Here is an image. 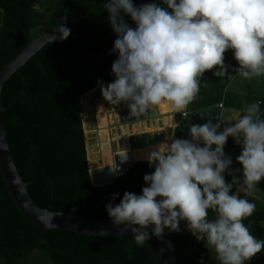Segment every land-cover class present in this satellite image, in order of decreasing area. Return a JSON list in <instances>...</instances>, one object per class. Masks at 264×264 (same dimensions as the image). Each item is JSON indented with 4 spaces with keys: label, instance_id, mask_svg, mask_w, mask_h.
Wrapping results in <instances>:
<instances>
[{
    "label": "trees",
    "instance_id": "16d2710c",
    "mask_svg": "<svg viewBox=\"0 0 264 264\" xmlns=\"http://www.w3.org/2000/svg\"><path fill=\"white\" fill-rule=\"evenodd\" d=\"M107 2L0 0V69L26 44L18 9L29 33L37 28L60 36L58 29L64 23L71 29L65 41L77 56H84L114 46L118 37L104 8ZM148 3L152 0H133L135 7ZM158 6L172 11L164 1ZM120 14L130 27H137L129 14L123 10ZM118 56L119 53L107 55L87 65L74 66L65 61L55 46L45 44L5 80L1 102L7 141L17 170L37 206L110 218L108 203L115 206L125 192L141 195L143 187L149 186L144 176L153 173L155 166H150L148 159L136 160L110 184L95 186L89 177L80 97L101 83L108 85L116 79L112 65ZM215 71L216 68L206 71L201 78L200 94L195 101L198 108H208L222 99L225 81L219 80ZM254 102L260 103V116L264 119V97H248L245 104ZM234 140L229 136L224 147L226 157L232 160L224 178L227 183L237 181L230 194H237L243 182V166L237 159L243 146H235ZM260 185L259 182L255 188ZM262 187L259 195L251 192L239 195L256 204V211L244 223L255 237L264 240ZM116 193L119 196L113 199ZM208 211V219L215 220L216 214ZM169 238L176 264H220L214 250L207 243L202 246L206 240L195 236L193 242L185 232L171 233ZM0 264H155V261L148 246H138L134 237L81 235L53 228L42 233L41 228L19 213L0 174ZM245 264H264V250Z\"/></svg>",
    "mask_w": 264,
    "mask_h": 264
},
{
    "label": "clouds",
    "instance_id": "9594fccd",
    "mask_svg": "<svg viewBox=\"0 0 264 264\" xmlns=\"http://www.w3.org/2000/svg\"><path fill=\"white\" fill-rule=\"evenodd\" d=\"M164 3L171 12L155 3L140 7L133 0L105 3L118 34L113 51L119 53L112 65L116 79L107 86L101 83L102 95L110 104L125 102L130 115L140 117L166 101L185 115L206 71L219 66L214 75L233 78L225 65L229 49L239 64L236 75L248 80L264 75V0ZM121 10L131 16L136 28L125 23ZM58 33L66 40L71 29L62 23ZM242 113L234 112L223 131H218L220 122L194 124L190 140L173 139L152 151L147 159L155 171L144 176L149 186L143 187L141 195L125 192L119 204L106 205L113 223L130 227L135 243L142 247L150 239L149 226L155 225L152 234L160 237L165 228L180 231L184 220L198 240L207 241L220 264H245L264 250V240L244 223L256 204L239 195L250 193L264 178V119L259 102L247 104ZM229 136L243 146L237 157L243 166L237 194H230L237 181L227 183L223 175L232 164L224 152ZM209 209L215 220L208 219Z\"/></svg>",
    "mask_w": 264,
    "mask_h": 264
},
{
    "label": "water",
    "instance_id": "95a60500",
    "mask_svg": "<svg viewBox=\"0 0 264 264\" xmlns=\"http://www.w3.org/2000/svg\"><path fill=\"white\" fill-rule=\"evenodd\" d=\"M162 1L164 0H152V3L159 5ZM18 21L25 31L26 44L12 60L0 69V174L8 194L22 217L29 223L41 228L42 233L47 229L53 228L81 235L134 237L130 227L124 225L117 226L113 223L111 218H92L76 214L72 211H52L48 208H41L33 202L28 193L26 183L18 172L10 151L4 127V108L1 102V91L5 80L45 44H52L55 46L65 61L74 66L87 65L104 56L118 54V51H113L114 46H107L87 55L77 56L68 43L65 40H61L59 38L60 36L56 33L40 32L35 37H31L28 29L22 23L20 9H18ZM219 113V106H210L200 111L191 112L187 119L181 120L178 124L173 126L172 138L190 140V128L192 125H202L209 120L214 124L218 123ZM113 114L114 123L118 124L124 122L137 123L138 120L149 116V112L140 117L132 116L130 115L129 107L116 111ZM136 160L132 149L115 152L113 154L112 165L106 164L89 169V177L92 185L100 186L113 183L115 179L119 175H122ZM159 199H162V197H157V200ZM186 224V221L181 220V230L178 232L187 233L191 240L195 242V236L186 227ZM154 227L155 225H151L147 229L150 233V239H148L145 244L150 249L155 264H176V255L169 238V235L176 231H170L168 228H165L162 236L157 237L152 234ZM206 243L207 241H205L202 246H205Z\"/></svg>",
    "mask_w": 264,
    "mask_h": 264
},
{
    "label": "crops",
    "instance_id": "0c3cea01",
    "mask_svg": "<svg viewBox=\"0 0 264 264\" xmlns=\"http://www.w3.org/2000/svg\"><path fill=\"white\" fill-rule=\"evenodd\" d=\"M225 59L227 63H231L228 68V74L232 75L233 78L229 79L227 76L224 78L219 77V80L224 82V89L222 93V99L215 103L212 106H219V121L221 123V128L218 131H223V128L229 126L230 117L234 112H241L244 106L246 105V100L248 97H264V75L260 77H254L251 80L244 79L238 75H236V69L239 68L238 61H236L234 57V50H227ZM219 69L217 66L216 71ZM221 82V83H222ZM227 89V91H225ZM200 94V90L199 93ZM195 99L193 104H189L185 109L187 117L183 119L181 113H177L168 102H162L158 106H153L149 110V116L147 119L138 120L137 123H133L134 127L131 128L132 133L128 134L132 136L134 140L140 139L141 143L138 145H126L125 149H132L134 151L135 157L137 160L139 159H147L149 154L152 151H158L159 146H163L164 144H170L173 141L172 138V128L174 125L178 124L181 120H185L189 117L190 113L193 111H200L205 109L203 106H196ZM142 121L147 122L142 124ZM231 123H235L234 121ZM136 125V127H135ZM144 128L147 131H142L140 133V129ZM138 132L140 134H138ZM144 132V133H143ZM127 135V136H128ZM140 136V137H139ZM233 142V139L232 141ZM235 146H239L234 140ZM204 146V145H200ZM215 146V145H213ZM264 181V179H263ZM261 239L259 237H256Z\"/></svg>",
    "mask_w": 264,
    "mask_h": 264
},
{
    "label": "rangeland",
    "instance_id": "374dc122",
    "mask_svg": "<svg viewBox=\"0 0 264 264\" xmlns=\"http://www.w3.org/2000/svg\"><path fill=\"white\" fill-rule=\"evenodd\" d=\"M39 33L40 31L36 28L30 34L32 37H35ZM225 65L230 66V61L227 63L225 59ZM80 105L90 168L106 164L112 165L113 154L115 152L121 151V149L124 150L125 148L122 147L126 145H138L141 143L140 139L139 141L134 140L132 137L134 134L128 135L132 133L131 128L134 127L132 122L114 123L113 113L128 108L127 103L121 102L119 105L110 104L104 99L101 86H98L89 93L83 94L80 97ZM144 121H142L143 125L147 123ZM139 131L141 133L147 130L141 128ZM140 133L138 132V134ZM263 179L260 181L261 188L264 185ZM259 187L252 190L251 193L259 195L262 191Z\"/></svg>",
    "mask_w": 264,
    "mask_h": 264
},
{
    "label": "built area",
    "instance_id": "2783aa9c",
    "mask_svg": "<svg viewBox=\"0 0 264 264\" xmlns=\"http://www.w3.org/2000/svg\"><path fill=\"white\" fill-rule=\"evenodd\" d=\"M181 116L183 117V119L186 118L187 117L186 111H185V115H183V113H181Z\"/></svg>",
    "mask_w": 264,
    "mask_h": 264
},
{
    "label": "flooded vegetation",
    "instance_id": "af4514ba",
    "mask_svg": "<svg viewBox=\"0 0 264 264\" xmlns=\"http://www.w3.org/2000/svg\"><path fill=\"white\" fill-rule=\"evenodd\" d=\"M148 118V117H147ZM147 118H144V119H147ZM144 119H141V120H144Z\"/></svg>",
    "mask_w": 264,
    "mask_h": 264
}]
</instances>
